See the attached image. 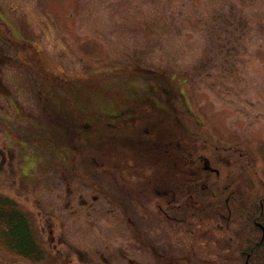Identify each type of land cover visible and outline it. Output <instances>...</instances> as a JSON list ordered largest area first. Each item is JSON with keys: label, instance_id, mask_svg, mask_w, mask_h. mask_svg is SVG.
Here are the masks:
<instances>
[{"label": "rangeland", "instance_id": "374dc122", "mask_svg": "<svg viewBox=\"0 0 264 264\" xmlns=\"http://www.w3.org/2000/svg\"><path fill=\"white\" fill-rule=\"evenodd\" d=\"M262 108L264 0H0V201L45 251L20 255L0 222V264H161L147 240L164 247L179 169Z\"/></svg>", "mask_w": 264, "mask_h": 264}, {"label": "flooded vegetation", "instance_id": "af4514ba", "mask_svg": "<svg viewBox=\"0 0 264 264\" xmlns=\"http://www.w3.org/2000/svg\"><path fill=\"white\" fill-rule=\"evenodd\" d=\"M259 116L264 118L263 108ZM226 138L224 145H216L211 161L201 158L202 167L200 161L182 157L183 164L189 163L179 169L182 177L177 191L171 195V190H167V197L159 204L168 224L161 239L164 247L157 246L154 238L147 240L161 264H185L187 260L191 263L186 253L196 255L202 250L216 258L220 251L241 256L243 264H264V121L238 141L232 135ZM234 171L244 176L245 185L238 188L242 189V197L233 183ZM207 191L208 196L204 194ZM114 204L124 207L121 201L115 200ZM193 224H205V228L196 231ZM49 232L52 234L54 229L51 227ZM52 240L56 242V236ZM103 257L108 263L111 261ZM124 257L127 260L126 254ZM127 261L134 264L131 258ZM209 264L218 262L214 258Z\"/></svg>", "mask_w": 264, "mask_h": 264}, {"label": "trees", "instance_id": "16d2710c", "mask_svg": "<svg viewBox=\"0 0 264 264\" xmlns=\"http://www.w3.org/2000/svg\"><path fill=\"white\" fill-rule=\"evenodd\" d=\"M0 222L8 226L6 240L17 253L37 262L42 260L45 251L36 238L31 220L10 199L0 201Z\"/></svg>", "mask_w": 264, "mask_h": 264}, {"label": "water", "instance_id": "95a60500", "mask_svg": "<svg viewBox=\"0 0 264 264\" xmlns=\"http://www.w3.org/2000/svg\"><path fill=\"white\" fill-rule=\"evenodd\" d=\"M208 163V161H206V164ZM208 167V166H207Z\"/></svg>", "mask_w": 264, "mask_h": 264}]
</instances>
